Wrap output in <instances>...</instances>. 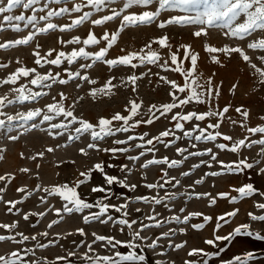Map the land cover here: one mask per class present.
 <instances>
[{
	"label": "rangeland",
	"instance_id": "rangeland-1",
	"mask_svg": "<svg viewBox=\"0 0 264 264\" xmlns=\"http://www.w3.org/2000/svg\"><path fill=\"white\" fill-rule=\"evenodd\" d=\"M6 2L7 0H3V3ZM85 2L86 0H61L49 7L57 10L67 7L71 10L74 4ZM112 7L120 11L123 8L122 0L100 12L84 7L80 13L70 11L52 18L53 23L64 26L72 24L84 11L93 12L90 20L74 26L70 31L60 32L57 29L48 34H37L29 45L0 49V65H5L0 67V82L21 68L36 69V73L40 75L51 73L58 78L57 81H47L51 87L40 88L30 83L36 73L27 78L19 77L16 84L0 83V98L7 97L8 100L16 101L13 104L5 101V107L0 109L3 112L0 120L5 121V127L0 129V177H5L0 180V196L3 198L0 200V224L14 225L12 231L0 228V235L14 236L16 240H22L21 233L29 237V240L21 243L10 240L0 242V255L20 251L24 264H97L96 258L115 257L116 253L121 256L136 254L144 257L143 261H136L134 264H264V239H256L257 234L264 236V222L252 220L249 216V213L264 215V209L257 207L258 204H264V146L252 144V141L264 137L247 131V128L264 126V83L260 82L259 74L251 66L255 64L264 69V61L260 59L264 56V51L247 47L252 41L264 38V34L257 32L239 40L226 36L224 28L213 27L207 29V35L196 37L194 33L199 30V25L173 24L163 29L158 26L173 16L194 15L195 10L165 11L151 24L126 27L122 32H118L121 18L103 26L92 23L94 19L110 15ZM145 10L156 11L157 5L153 4L148 8L132 7L124 14H140ZM19 14L30 16L32 12L18 7L10 13ZM42 14L44 13H37ZM0 23H3L2 17ZM23 24L21 22L23 30L19 33L7 28L0 33V44L21 39L34 30L31 26L24 28ZM40 26H44V22ZM90 33H94L100 43L84 45L83 40ZM105 33H118V39L109 49L106 60L130 53L144 54L151 46V50L160 55V62L140 64L139 61H133L138 65L135 68L130 65L110 67L103 62L84 68L83 65L92 64L90 59L84 58L76 59L71 64L66 58H61L59 66L47 63L61 51L70 54L82 47L89 53L98 52L106 46L107 42L102 39ZM165 36L168 37L169 47H161L156 43ZM76 37L80 38V44L67 43ZM210 46L240 47L250 57V62H245L238 53H209L206 48ZM188 48L190 52L186 51ZM49 51H52V57H47ZM36 52L43 58V66L35 63ZM172 54L178 57L182 71L192 67L190 56L197 55V64L191 76L183 75L182 71H173L177 65L171 63ZM164 61L168 62L166 68L160 66ZM69 72H80L95 83L73 79L68 75ZM133 75L138 77L135 84L129 79ZM161 77L180 86L195 78L197 84L203 86L197 88L202 102L192 100L162 115L164 105L178 101H174V97L170 95L175 89L161 80ZM59 79H67L69 82L60 84ZM109 80L115 87L105 94L101 90ZM209 80L211 91H205L209 88ZM21 87L24 88L25 95L29 90L45 94L19 102L20 94L13 89ZM94 91L95 95L92 94ZM61 93L67 97L66 100H61ZM188 95L189 92L176 93L180 99ZM132 101L140 107L138 114L128 122L129 130L106 136L102 140L93 141L90 133L77 134L75 128L80 125L75 122L67 130H63L51 129L50 123L43 121V115L49 114L48 105L59 102L66 110L72 111L77 120L89 122L97 126L96 130L99 131L98 122L102 118L111 120L117 113L129 116ZM153 105L156 108H152ZM226 107L228 111L224 113L223 109ZM237 108L249 113L247 119L236 111ZM35 110H40L41 115L34 120L21 119L22 115ZM193 112H213L220 115L206 116L202 121H179L184 126L183 131L176 129L177 121L173 117ZM9 117L14 120L9 122ZM148 119L153 122H142L131 127L136 121ZM69 121L70 118L56 116L51 123ZM122 124L121 121H113L109 127L115 129ZM210 124H219V127L208 128ZM196 125L207 129L209 134L218 132L221 135L212 141H196L186 137L185 131L199 134L195 131ZM50 131L53 135L49 134ZM164 131H171L173 135L161 137L160 134ZM224 135L231 137V140H224ZM140 136H144L145 141L153 139L154 144L146 148H154L155 151L148 152L146 148L138 147L144 143L139 139ZM72 137L77 139L73 140ZM130 137L135 139H129ZM157 137H160L159 141L155 139ZM242 139L246 141V145L251 144V147L242 146L236 152L231 151V147ZM116 140L126 143L116 144ZM90 143L96 144L99 150L88 148ZM219 144L226 147L220 149L217 146ZM49 148L54 151L48 152ZM80 149H85L87 155L82 154ZM105 149L128 150L111 152L104 151ZM178 149L185 151L180 153ZM209 149L211 153L208 152ZM142 152L145 154L141 155ZM40 153L43 155H38ZM213 154L216 160H212ZM137 156L140 157L139 160L130 159ZM165 158L170 162H179V166L169 168L164 164H154L148 168L142 167L149 160ZM241 160L253 167L235 168ZM96 164L102 165L103 172L94 169ZM229 164L234 166L232 171L225 167ZM25 168L29 169L27 173L22 171ZM213 172L220 174L210 175ZM81 173L87 175L82 177ZM107 176L116 178L113 184L106 183ZM167 180L171 182L166 183ZM197 180L202 183L197 184ZM79 181L83 183H78ZM64 185L75 187L80 199L93 207L79 213L62 212L61 216H57L56 209L62 210L65 201L59 194L50 195L49 192ZM148 185L163 187L149 188ZM247 185H252L254 193L241 196L237 189ZM19 188H24L25 191H17ZM94 188H102L104 191L94 192ZM157 199L161 203H155ZM9 201L19 203L11 208ZM102 205L114 207H110L101 220H106L109 215L112 219L107 223H101L100 220L85 223L84 217L99 212ZM124 205L127 207H122ZM116 207H121V211H116ZM233 211H236V215L229 216ZM25 215L28 216L27 220L24 219ZM222 216L224 220L220 219ZM205 217L210 219L206 220ZM120 220L131 222L132 227L119 223ZM49 224L53 226L49 228ZM242 225H248V231L253 235H247L243 229L237 234L235 229ZM78 229H83L84 235H80ZM136 232L144 239L136 238ZM33 236L35 239H31ZM96 236L113 238V242L121 243L113 246L107 241L97 240ZM217 236L228 239L217 240ZM207 240H213V245L207 244ZM154 241L156 247H149ZM129 244L134 247H128ZM178 245L182 247H177ZM194 250H197V254L189 255ZM249 254L252 256L250 260L247 259Z\"/></svg>",
	"mask_w": 264,
	"mask_h": 264
},
{
	"label": "snow or ice",
	"instance_id": "snow-or-ice-1",
	"mask_svg": "<svg viewBox=\"0 0 264 264\" xmlns=\"http://www.w3.org/2000/svg\"><path fill=\"white\" fill-rule=\"evenodd\" d=\"M61 0H7L6 4L3 3V0H0V17H2L3 23H0V33L4 32L7 29H11L15 32H21L22 26L21 22H24L23 27L27 28L31 26L34 30L29 32L25 37L21 39H15L8 41L6 43L0 44V49H9L19 46H26L29 45L31 41H33L37 34H48L52 31L59 30L60 32L70 31L74 26H80L86 21L90 20L93 12L92 11H84L83 14L72 21V24L70 25H64L59 26L52 22V18L60 17L64 15L65 13H69L70 11H74L76 13L82 12L84 7H89L90 9L94 10L95 12H100L101 10L105 9L106 7H109L113 4H116L119 2V0H86L84 4H74V7L70 10L67 7H61L58 10L54 8H50L49 5L53 3H60ZM123 8L120 11H117L116 8H111V14L110 15H104L99 19L92 20V23L96 26H103L106 23L116 20L117 18H121L120 27L118 29V32H122L126 27H135L138 25H147L151 24L160 16L162 12L165 11H172L179 9L181 11L185 12H192L195 10L194 15H177L169 18L166 22H161L158 26L163 29L167 25H199L200 28L197 30L194 35L196 37H200L202 34L207 35V29L213 28V27H221L224 28L225 35L230 36L232 38H236L239 40H244L247 37L252 36L253 34L260 32L264 34V0H122ZM156 4L157 10L156 11H143L140 14L132 13V14H124L132 7H143L148 8L151 5ZM18 7H22L24 10H30L32 14L30 16H25L24 14L19 15H10V13L13 12L14 9H17ZM44 13L42 15H37V13ZM41 22H44V26H40ZM206 26V27H205ZM102 39L107 42L106 46L104 48H101L96 53H89L85 51L84 48H79V50H73L70 54H66L65 52L61 51L59 54L53 58L47 61V63L51 65L59 66L62 63L61 58H66L68 63H73L76 59L84 58L86 60L90 59L92 61V64H85L82 67L84 68H90L93 64L96 62H103L112 66L117 65H124L135 68L138 65L136 63H133V61H139L140 64L148 63V64H158L161 60L160 55L156 52L151 50V46H149V49L146 53H130L128 55H124L121 57H118L116 59H105L109 49L113 46V44L118 39V33H105L102 37ZM61 43H65L64 41H61ZM69 44H80L81 40L79 37L74 38L73 40L67 41ZM100 43V40L96 37L94 33H90L88 37L83 40L84 45H96ZM156 43L159 44L161 47H169L168 45V37H162ZM249 49L252 50H259L264 51V38H260L257 40L252 41L247 45ZM186 51L190 52V48L186 49ZM206 51L209 53H220L223 52L226 55H231L232 53H238L242 59L245 62H250V57L245 53L244 49L240 47H224V48H216V47H207ZM47 57H52L53 53L52 51H49L47 54ZM35 56L37 57L35 60V63L37 65H42V57L40 56L39 52L35 53ZM215 60L216 58L213 57ZM262 61H264V56L260 57ZM191 61V68L187 71H182L179 63H178V57L175 54H172L171 56V63L174 65H177L176 68L173 69V71H182L183 75L191 76L192 72L195 69V66L197 64V55H191L190 56ZM216 62H219L218 60ZM168 62L164 61L163 64H161V67L166 68ZM255 71L259 74L260 82L264 83V69L258 68L255 64L251 65ZM0 67H5V65H0ZM33 73H36V69H27V68H21L18 69L15 73L11 74L8 78L4 79L2 84H16L19 77H29ZM68 75L75 79L79 78L85 81H88L90 83H95V81L89 80V77L87 75H81L80 72H69ZM57 77L52 75L51 73H48L47 75H40L39 73H36L35 77L31 79L30 83L37 88L40 87H51V84L47 83V81H57ZM130 82L135 84L138 77L133 75L130 78ZM161 80H165L167 83L171 84L173 89H175L174 92L170 93L174 97V101L167 105H164L162 108V111L160 109H157V111H161V114L167 113L171 111L172 109L183 106L191 102L192 100H195L196 102H202L201 101V93L197 91L198 87H203L202 85H198L195 78H192L190 81H186L184 86L177 85L174 81H167L165 77H161ZM58 82L60 84H67L69 81L67 79H59ZM209 85V88H206L205 91H211V80L207 82ZM115 87L112 84V81L109 80L108 83L105 85V88L101 91H104L105 94H108V92L111 91V89ZM235 87V86H234ZM13 91L18 92L20 95L18 97L19 102H23L25 100L29 99H35L37 97H40L44 95L45 93L42 92H32L31 90L28 91V94L25 95V90L23 87L21 88H14ZM184 93L189 92V95L185 97L184 99H180L176 96V93ZM95 95V91L92 93ZM61 100H66L67 97L64 96L63 93L60 94ZM5 101H7L8 104H13L16 101L8 100L7 97L0 98V109H3L5 107ZM140 107L139 104H137L135 101L131 102V106L129 109V116H124L119 113L115 114L111 120L109 119H100L98 122L99 131L96 130L97 126H93L91 123L86 122L84 120H77V118L74 116V113L72 111L66 110L62 104L59 102L55 104L48 105V113L43 115V121L49 122L51 129H63L67 130L70 127V124L72 122L78 123L80 126L75 128V132L77 134H83V133H90L91 139L93 141L96 140H102L106 136L115 135L117 132H127L129 130V120L132 119V117L136 116L138 114V108ZM152 108H156L155 105L152 106ZM228 111V108H224L223 112L226 113ZM237 112H240L242 116L247 119L249 113L246 111H242L240 108L236 109ZM0 115H3V112L0 111ZM41 112L40 110L30 111L26 115H22L21 119L25 121H31L34 120L36 117L40 116ZM212 115H220L219 113H213L209 112L207 114H197L195 112L190 114H184L180 115L177 114L173 117L174 120L177 121L175 127L176 129H179L183 131V124L179 121H192L193 119H196L198 121H202L206 118V116H212ZM56 116H63L65 118H70V121L68 123H51V121ZM264 119V118H262ZM14 118L9 117V122H12ZM113 121H121L123 122L121 127L112 129L109 126L113 123ZM152 123V119H148L146 121H136L134 125H131V127L138 126L140 123ZM244 127V125H241ZM5 127V121L0 120V129H3ZM219 124L215 125H208V128H218ZM195 131L198 132V135H194L193 132L185 131L184 135L186 137H190L196 141H199L201 139H206L209 141L217 139L221 134L220 133H214L209 134L207 132V129H201L199 128V125L195 126ZM247 131L251 133L252 135H261V137H264V126H258L255 128H247ZM50 135H53V133L50 131ZM161 137H169L170 135H173L171 131H164L160 134ZM12 139H16V137H12ZM73 140L77 139V137H72ZM129 139H135V137H130ZM139 139L141 141H144L143 144L138 145V147L146 148L148 145H153L154 140L148 139L145 141L144 136H140ZM157 141L160 140V137L155 138ZM224 140H231V137L224 135ZM116 144H122L126 143L125 141L116 140ZM252 144H259L261 146H264V138H261L259 140L252 141ZM220 149H224L226 146L224 144L217 145ZM242 146H248L251 147V144L246 145L245 140H240L237 145L231 147V151L236 152L239 147ZM91 149H97V145L90 143L87 146ZM128 149H105L104 151H111V152H117V151H127ZM148 152L155 151L154 148H146ZM48 152L54 151V149L49 148L47 149ZM81 153L84 155H87V152L85 149H80ZM180 153H183L184 149H178L177 150ZM209 153H211V149L208 150ZM145 153L142 152L141 155H144ZM195 155H203V153H194ZM40 156L43 155V153L38 154ZM36 157H33L35 159ZM2 159V157H0ZM130 159L139 160L140 157H131ZM187 159V157H185ZM212 160H216V156L212 155ZM154 164H164L167 165L169 168H175L179 166V162L177 161H169L168 159H162V160H156L152 159L149 160L147 163L143 164V168H148L150 165ZM229 171L233 170V165L229 164L225 166ZM252 168L253 165L250 163H247L244 160H241L238 164L235 165V168ZM95 170H99L103 172V167L100 164H96L94 166ZM23 172L27 173L29 169H22ZM220 173H210V175L216 176ZM86 173H81V176H86ZM166 175V173H165ZM184 175H189V173H184ZM5 177H0V180H4ZM115 177H106V183L111 185L115 181ZM174 179V178H173ZM171 180H167L166 183H170ZM78 183H83V181H79ZM179 181H177V184ZM197 184L202 183L201 180L196 181ZM149 188L152 187H163V185H148ZM17 191L23 193L25 191L24 188H19ZM45 192H49L48 189H44ZM94 192L104 191L102 188H94ZM239 194L241 196H248L252 193H254V189L252 185H247L244 187H241L237 189ZM50 195L59 194L63 200L65 201V204L63 205L62 210L56 209V215L61 216L63 213L71 214L73 212H82L84 209H90L93 207L92 204L86 203L82 199H80L76 188L75 187H69L67 185L64 186H58L54 188L51 192H49ZM221 196H224L226 194H220ZM199 198V195L197 196ZM2 196H0V200H2ZM43 200V198H42ZM145 202H148L145 200ZM19 203V201L12 202L9 201L8 204L11 208H15L16 204ZM155 203L159 204L161 201L159 199L155 200ZM213 203L215 201L213 200ZM110 207H114L111 205H102L100 207L99 212L91 213L90 216L84 217L85 223H90L92 220H100L101 223H107L109 220L112 219V217L109 215L107 216L106 220H101V217L105 216V214L108 212ZM122 207H127L126 205ZM258 208L264 209V204H258ZM116 211H121V207H116ZM125 215L127 213L125 212ZM195 215V214H194ZM229 216H235L236 211H233L228 214ZM249 216L252 220L255 221H261L264 222V215L256 216L252 213H249ZM24 219L27 220L28 216L25 215ZM154 219V218H150ZM179 219L178 217L176 218ZM205 219H210L209 217H205ZM221 220H224L225 218L222 216L220 217ZM186 222V221H185ZM53 223H58V221H53ZM119 223L126 225L128 228L132 227V223L127 220H120ZM53 225L49 224V228H51ZM159 226V225H157ZM14 225H7V224H0V228H5L8 231H12ZM147 227V225L145 226ZM249 226L248 225H242L239 228L235 229V232L237 234H240L241 230L243 229L247 235H253L251 231H248ZM80 235H84L83 229L77 230ZM45 236H47V233H44ZM136 238L144 239V237L140 236L139 232L134 233ZM22 240H16L14 236H3L0 235V242H4L5 240H10L14 243H21L22 241L29 240V237L26 235L20 234ZM31 239H35V237H31ZM97 240L100 241H107L108 244L115 246L116 244H120V241L113 242V238H107L104 236H96ZM217 240L221 239H228V237H216ZM256 239H264V236H261L259 234L256 235ZM207 244L213 245V240H207ZM128 247H134V245L129 244ZM43 247V245H41ZM149 247H156V242L154 241ZM177 247H182V245H178ZM27 252V250H24ZM197 250H194L193 252L189 253V255H196ZM143 256H138L136 254H131L128 256H121L119 253H116L115 257H98L96 258L97 264H122V262H136V261H143ZM239 259V258H237ZM247 259H252L251 254L247 257ZM0 264H24V260L22 258V254L20 251H13L8 255H0ZM32 264H36V262H32ZM188 264V262H186Z\"/></svg>",
	"mask_w": 264,
	"mask_h": 264
}]
</instances>
